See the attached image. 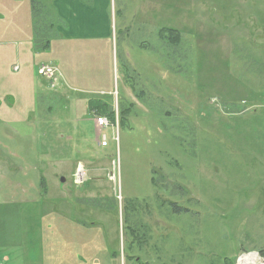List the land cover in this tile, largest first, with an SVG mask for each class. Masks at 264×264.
Listing matches in <instances>:
<instances>
[{"label":"rangeland","instance_id":"obj_1","mask_svg":"<svg viewBox=\"0 0 264 264\" xmlns=\"http://www.w3.org/2000/svg\"><path fill=\"white\" fill-rule=\"evenodd\" d=\"M54 2L36 0V45L18 72L28 23L16 25L19 5L0 1L8 17L0 36L8 42L0 59V242L12 243L0 247L8 264L17 243L16 256L29 253L34 264H74L41 243V232L58 226L53 216L66 214L87 231L67 245L80 264L101 249L120 255L118 264H264V0H110L116 60L108 50L77 51L75 73L83 63L87 79L68 84L72 97L99 93L92 108L106 109L94 117L116 125L97 129L83 106L63 109L59 85L38 74L58 57L49 45L68 25ZM92 187L101 199L74 195L70 203Z\"/></svg>","mask_w":264,"mask_h":264},{"label":"crops","instance_id":"obj_2","mask_svg":"<svg viewBox=\"0 0 264 264\" xmlns=\"http://www.w3.org/2000/svg\"><path fill=\"white\" fill-rule=\"evenodd\" d=\"M1 1V0H0ZM4 1H10L13 3H16L19 5V12H15V24L23 23L25 20L28 23V31L24 34H26L25 37V44L23 45V48L20 52V57L23 58L22 63L19 71H21L23 66H27L29 61L32 60L33 54L31 51H34V45L32 43H36V30L34 27V21H33V10H32V0H30L31 4H26L23 8H21V5L25 0H22L23 3H18V0H4ZM54 7L58 12V19L64 18L68 25L63 26L59 25L60 27L56 31L57 35L55 33L56 38L54 37V41L49 45L48 52L51 53L52 51L56 50V54L58 55L57 58L54 57L50 58L49 60H52L51 62H47L46 65H54L59 68L62 74L61 81L59 82V87L56 89L58 92H62L58 95L63 96V109L65 107L70 108L71 110L76 106H83V109L85 111H89L93 117L98 112H101L103 107H99L98 105L93 106L92 108V100H98L95 98V95L99 94L98 92H89L90 94L87 96H70L68 95V84L73 85L75 84H83L85 83L87 77L85 76V72L83 70L84 64L79 63L77 72L75 73L74 69V55L75 52H82V53H90L92 55V52L99 53L105 50H108L109 58L112 54V60L115 61V50H113V39H114V29L112 28L111 24V9H110V0L103 1L101 3V0H91V2L87 5L80 0H55ZM2 6H0V9ZM25 17V18H23ZM20 18V19H19ZM55 28V26H54ZM64 28V29H63ZM8 34V17L7 13H2L0 10V36L1 35H7ZM23 40V39H22ZM61 43V46L57 48L54 47V43ZM8 42H2L0 41V59L4 58V55H7V44ZM36 45V44H35ZM19 47V45H17ZM75 46V47H74ZM31 50V51H30ZM70 51V52H69ZM28 52L29 54H25ZM91 57V56H90ZM89 58H79L77 60H86V62L90 61ZM71 67V72H69L68 68ZM45 64H40L37 67V70L40 66ZM17 67V66H16ZM94 81H97V78H94ZM34 87L36 89V94L42 98L41 96V80L37 78L36 82H34ZM76 87V85H73ZM94 90V89H91ZM87 92H82V94H86ZM91 94H95L94 96H91ZM102 93L101 95H103ZM55 94L50 96L52 101L56 100L57 97ZM57 97V99H59ZM71 98L74 100V103H72ZM102 99V98H101ZM100 101V98H99ZM103 101V100H102ZM101 106V105H100ZM60 107V106H59ZM96 109V110H94ZM106 109V108H105ZM83 120H89L83 119ZM94 124L95 128L97 129L96 125V118L94 117ZM73 167V164H71ZM71 170H69L70 172ZM72 172V171H71ZM70 175V174H69ZM24 189V188H23ZM27 189L22 190L23 194H27ZM89 194L92 195L93 199H101L99 198L101 195V191L94 190L92 187L87 193L82 192L81 194L77 193V191L73 192L72 200L71 196L69 195V201L70 203L74 202V195H85ZM83 200H88L84 198H77L76 201H79L81 203H84ZM86 204V203H84ZM26 214L24 213L25 217ZM69 215L66 214L65 217L60 216H53L52 223L57 224L58 226L52 227L48 233V235H45V230L41 232V234H44L43 237H41V243L43 246V249L48 250L52 253L59 254L61 252H68L69 255L72 258V262L74 264H80L79 259L82 257L81 255L77 256L75 255L76 252L73 251V247H68L67 245L75 242L77 239H81L83 237L85 239V235H87V231L81 227V225H76L72 222L71 219L68 217ZM29 226V225H28ZM27 224L24 221V226H22V241L28 243L30 245L32 239H31V232L33 228L30 226L28 227ZM8 228V226L6 225ZM83 229V230H82ZM14 247L15 249V256H14V263L15 264H34L36 263L34 259L30 256L29 253H25L20 255L19 257L16 256L19 251H17V248L21 246V243H17ZM0 246L2 247H11L12 243H2L0 242ZM2 250L0 247V264H8L11 259L2 254ZM113 253L103 252L102 249L100 252H96L92 257H85L89 261L88 264H118V260L120 255L114 254V257L112 256Z\"/></svg>","mask_w":264,"mask_h":264},{"label":"built area","instance_id":"obj_3","mask_svg":"<svg viewBox=\"0 0 264 264\" xmlns=\"http://www.w3.org/2000/svg\"><path fill=\"white\" fill-rule=\"evenodd\" d=\"M16 70H18V67H16ZM39 76L44 78L45 80L49 81L52 87H56L59 85V82L61 81L62 74L58 67L54 65H43L38 70ZM96 123L101 128H109L114 127L116 124L111 123L107 118L102 116H96ZM109 143L107 141V137H104V140L101 142V147L105 148L108 147Z\"/></svg>","mask_w":264,"mask_h":264},{"label":"trees","instance_id":"obj_4","mask_svg":"<svg viewBox=\"0 0 264 264\" xmlns=\"http://www.w3.org/2000/svg\"><path fill=\"white\" fill-rule=\"evenodd\" d=\"M36 9L38 10V7H37V3H36V0H32V10H33V13H35L36 15ZM35 29H36V26L34 25ZM169 33L173 36H176L177 38H174L173 41L177 42L178 40L180 41V33L178 31H175V30H169ZM173 38V37H172ZM106 113V112H104ZM111 117H110V120H112L113 122L115 121V115H111L109 114Z\"/></svg>","mask_w":264,"mask_h":264}]
</instances>
